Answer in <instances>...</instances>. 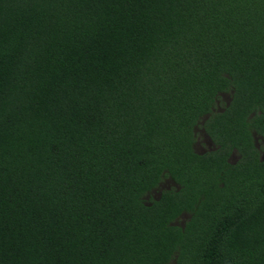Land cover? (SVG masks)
<instances>
[{"label":"trees","instance_id":"16d2710c","mask_svg":"<svg viewBox=\"0 0 264 264\" xmlns=\"http://www.w3.org/2000/svg\"><path fill=\"white\" fill-rule=\"evenodd\" d=\"M261 149L264 0H0V264H264Z\"/></svg>","mask_w":264,"mask_h":264},{"label":"rangeland","instance_id":"374dc122","mask_svg":"<svg viewBox=\"0 0 264 264\" xmlns=\"http://www.w3.org/2000/svg\"><path fill=\"white\" fill-rule=\"evenodd\" d=\"M225 96H226V95H225ZM226 97H227V96H226ZM226 97H223V99H225ZM222 105H223V103L220 104V106H222ZM197 133H199V137L197 138L198 140L196 141L195 149H196L197 151H200V150H203V149H205V150L213 149V146H212L211 143H209V141H208V137H207L206 135H205L204 138L201 137V134H202L203 132H202V131L200 132V129H197ZM257 143L260 145V144H261V141H258V140H257ZM260 148H262V144L260 145ZM261 154H264V150H263V149H261ZM230 157H231V159L234 158L233 155H231ZM168 186H170V187H168ZM175 186H176V184H175L174 182H172V180H171L169 177H168V178H165V179H163V180L161 181V183L159 184L157 190H154L155 193H153V194H154V196H155V195H158V194L160 193L161 190H163V189H168V188L172 189V188H175ZM184 218H185L184 215L180 216L178 222H179V223H182L183 220H184ZM176 222H177V221H176Z\"/></svg>","mask_w":264,"mask_h":264},{"label":"flooded vegetation","instance_id":"af4514ba","mask_svg":"<svg viewBox=\"0 0 264 264\" xmlns=\"http://www.w3.org/2000/svg\"><path fill=\"white\" fill-rule=\"evenodd\" d=\"M208 141H209V143H211V145H212V142L209 140V138H208ZM204 151H205V149L200 150V151H198V152L202 153V152H204ZM172 182H173V180H172ZM168 187H170V186H168ZM168 189H170V188H168Z\"/></svg>","mask_w":264,"mask_h":264}]
</instances>
